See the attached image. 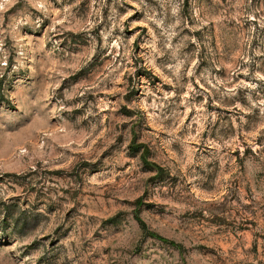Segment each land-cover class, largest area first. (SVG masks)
Segmentation results:
<instances>
[{
	"label": "rangeland",
	"instance_id": "rangeland-1",
	"mask_svg": "<svg viewBox=\"0 0 264 264\" xmlns=\"http://www.w3.org/2000/svg\"><path fill=\"white\" fill-rule=\"evenodd\" d=\"M0 264H264V0H0Z\"/></svg>",
	"mask_w": 264,
	"mask_h": 264
},
{
	"label": "trees",
	"instance_id": "trees-1",
	"mask_svg": "<svg viewBox=\"0 0 264 264\" xmlns=\"http://www.w3.org/2000/svg\"><path fill=\"white\" fill-rule=\"evenodd\" d=\"M133 152H134V153H138V152H139V147L133 149Z\"/></svg>",
	"mask_w": 264,
	"mask_h": 264
}]
</instances>
